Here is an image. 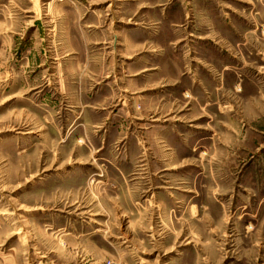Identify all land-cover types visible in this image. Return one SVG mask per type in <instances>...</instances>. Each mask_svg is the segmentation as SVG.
<instances>
[{"label": "rangeland", "instance_id": "rangeland-1", "mask_svg": "<svg viewBox=\"0 0 264 264\" xmlns=\"http://www.w3.org/2000/svg\"><path fill=\"white\" fill-rule=\"evenodd\" d=\"M0 264H264V0H0Z\"/></svg>", "mask_w": 264, "mask_h": 264}]
</instances>
